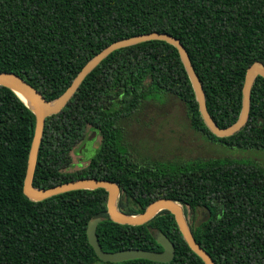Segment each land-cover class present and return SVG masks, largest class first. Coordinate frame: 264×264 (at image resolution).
<instances>
[{
	"label": "trees",
	"instance_id": "16d2710c",
	"mask_svg": "<svg viewBox=\"0 0 264 264\" xmlns=\"http://www.w3.org/2000/svg\"><path fill=\"white\" fill-rule=\"evenodd\" d=\"M153 32L181 41L217 125L237 123L247 70L264 64V0H0V73L19 75L50 102L108 46ZM162 93L184 104L193 129L209 141L264 150L263 77L252 88L246 126L218 138L202 118L177 48L150 41L111 54L63 111L46 120L34 186L112 181L121 188L119 209L128 215L171 199L184 207L194 238L216 264H264V167L237 159L139 163L128 152L122 123ZM35 127L34 113L0 86V264H104L87 237L96 218L106 252L162 251L156 241L162 232L176 248L168 264H205L168 211L129 226L109 218L105 189L30 201L23 189ZM89 130L102 138L98 153L88 167L70 172L71 154Z\"/></svg>",
	"mask_w": 264,
	"mask_h": 264
},
{
	"label": "water",
	"instance_id": "95a60500",
	"mask_svg": "<svg viewBox=\"0 0 264 264\" xmlns=\"http://www.w3.org/2000/svg\"><path fill=\"white\" fill-rule=\"evenodd\" d=\"M150 41H165L176 47L179 51L182 62L193 84L202 118L211 133L218 138H229L240 132L246 126L251 110L252 88L258 77L264 78V64L256 62L247 70L245 85L243 88V103L240 118L234 125L226 129H222L213 120L207 109L203 85L195 72L187 50L179 39L167 33L153 32L113 43L92 58L74 79L71 86L60 97L50 102L47 101L43 95L24 78L15 73L3 72L0 73V86L6 87L14 92L34 113L36 118L35 134L29 153L23 192L30 201L40 202L73 191L105 189L108 192L107 212L109 218L113 222L120 225L142 226L149 223L161 212L168 211L174 215L179 230L190 249L197 254L205 264H216L209 253H207V251L194 238L188 224L184 207L178 202L167 198H161L151 203L143 213L138 215H128L121 212L119 209L118 203L122 192L119 185L112 181L80 179L48 189L36 188L34 186V178L38 165L46 120L49 117L57 115L63 111V109L78 92L86 78L111 54L118 50ZM101 221V218H96L88 224L87 237L90 246L94 249L96 256L102 262L117 264L132 260H148L151 262L168 264L174 260L176 256L175 245L162 232H158L156 236V241L162 247V251L143 249H128L117 252L104 251L97 235L98 226Z\"/></svg>",
	"mask_w": 264,
	"mask_h": 264
},
{
	"label": "rangeland",
	"instance_id": "374dc122",
	"mask_svg": "<svg viewBox=\"0 0 264 264\" xmlns=\"http://www.w3.org/2000/svg\"><path fill=\"white\" fill-rule=\"evenodd\" d=\"M156 97V100L153 97V100L146 101L137 114L122 123L124 142L135 161L154 164L237 159L264 167V150L242 149L209 141L193 129L186 107L175 95L162 93ZM98 135L96 131H88V139L71 154L75 164L80 157L74 152H80L87 159L96 156L102 140ZM76 170L80 168L75 166L71 169Z\"/></svg>",
	"mask_w": 264,
	"mask_h": 264
},
{
	"label": "flooded vegetation",
	"instance_id": "af4514ba",
	"mask_svg": "<svg viewBox=\"0 0 264 264\" xmlns=\"http://www.w3.org/2000/svg\"><path fill=\"white\" fill-rule=\"evenodd\" d=\"M98 136H100V135H98ZM98 136H97V138H98ZM86 139H88V138H86ZM86 141V140H85ZM101 143V142H100ZM96 148H98V147H96ZM73 153V152H72ZM74 154H75V156H78V157H80V159H79V162L77 163V164H75L74 162H73V158H72V166H71V169L73 168V167H79L80 168V170H82V169H85L86 167H88L91 163H92V160H93V158L94 157H92V158H90V159H87L85 156H82V155H80L81 153L80 152H74ZM71 169L69 170L70 172H73V171H71ZM76 171H78V170H76Z\"/></svg>",
	"mask_w": 264,
	"mask_h": 264
},
{
	"label": "bare ground",
	"instance_id": "6f19581e",
	"mask_svg": "<svg viewBox=\"0 0 264 264\" xmlns=\"http://www.w3.org/2000/svg\"><path fill=\"white\" fill-rule=\"evenodd\" d=\"M25 101L27 102V100L25 99Z\"/></svg>",
	"mask_w": 264,
	"mask_h": 264
}]
</instances>
